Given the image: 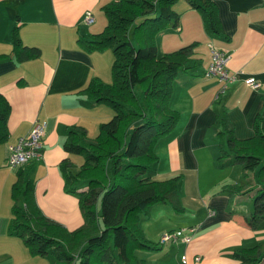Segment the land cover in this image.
<instances>
[{
    "label": "crops",
    "instance_id": "obj_1",
    "mask_svg": "<svg viewBox=\"0 0 264 264\" xmlns=\"http://www.w3.org/2000/svg\"><path fill=\"white\" fill-rule=\"evenodd\" d=\"M106 1L0 0V92L10 103L8 136L0 142V264H48L45 256L30 254L20 236L6 231L11 216L10 186L17 169L6 163L7 143L25 134L35 120L44 122L40 154L21 164L33 180L35 200L47 217L69 229L83 221L77 193L64 188L60 161L67 157L73 167L78 166L74 152L62 145L68 126L81 124L92 137L99 121L112 114L107 103L84 104L79 98H85V93L77 92L92 75L111 80L110 48L88 50L77 39L103 27L102 4ZM213 1L219 33L204 26L200 11L188 0H176L175 23L156 34L158 53L194 44L191 66L173 82L170 105L178 110L179 118L154 146L159 157L154 176L179 175L183 209L156 201L140 216L145 236L156 244L135 250L147 264H236L239 259L232 256L233 248L264 238L262 228L246 220L252 209L246 192L218 190L223 183L243 182L234 174L239 166H220L216 161L221 128L247 136L253 131L255 115H264V0ZM86 9L94 16L90 22L83 19ZM14 24L23 43L40 47L39 55L15 58ZM210 45L228 52L227 67L235 75L220 94L215 75L203 74ZM255 81L258 85L252 86ZM193 223L198 228L188 242L158 241L163 230Z\"/></svg>",
    "mask_w": 264,
    "mask_h": 264
},
{
    "label": "trees",
    "instance_id": "obj_2",
    "mask_svg": "<svg viewBox=\"0 0 264 264\" xmlns=\"http://www.w3.org/2000/svg\"><path fill=\"white\" fill-rule=\"evenodd\" d=\"M175 1L108 0L102 4L106 16L103 27L77 38L85 49L112 51L111 80L92 75L77 89L86 95L79 98L82 103H107L112 114L99 121L92 137L81 124L68 126L62 142L65 150L83 156L77 168L67 157L60 161L64 188L77 193L83 221L69 229L47 217L35 200L33 180L21 168L23 162L16 166L10 186L11 216L6 231L20 236L29 253L45 256L48 264H147L135 250L156 244L144 234L141 213L156 201H168L174 209H183L178 193L179 175L154 176L159 160L154 146L179 118L178 110L170 105L174 78L191 66L194 44L193 41L158 53L155 34L175 23ZM188 2L200 11L209 31H221L213 0ZM11 42L19 60L40 53L39 46L21 41L17 24L11 28ZM9 110L10 103L0 92V142L8 136ZM218 133L217 164L241 163L245 177L243 182L223 183L218 190H253L252 209L245 217L250 226L262 228L264 115H255L253 131L247 136L239 137L225 128ZM255 168L258 185H246L249 170ZM80 182L85 186L79 187ZM232 256L239 259L236 264H264V238L233 248Z\"/></svg>",
    "mask_w": 264,
    "mask_h": 264
},
{
    "label": "built area",
    "instance_id": "obj_3",
    "mask_svg": "<svg viewBox=\"0 0 264 264\" xmlns=\"http://www.w3.org/2000/svg\"><path fill=\"white\" fill-rule=\"evenodd\" d=\"M83 19L90 22L94 19L91 10L86 9L83 13ZM228 52L222 48L210 45V60L203 69L204 75H215L219 82L218 92H224L228 83L235 78L233 72L227 67ZM252 86L258 85V82H251ZM44 133V122L35 120L29 130L7 143L6 163L11 167H16L22 162L37 157L40 154L42 146V135ZM198 228V224L178 225L163 230L159 235V242L182 240L188 242L193 232ZM181 259L185 258V254L180 255ZM198 258V255H195Z\"/></svg>",
    "mask_w": 264,
    "mask_h": 264
},
{
    "label": "rangeland",
    "instance_id": "obj_4",
    "mask_svg": "<svg viewBox=\"0 0 264 264\" xmlns=\"http://www.w3.org/2000/svg\"><path fill=\"white\" fill-rule=\"evenodd\" d=\"M137 20V18L134 20V21H136ZM158 32V31H157ZM157 32H156V34H157ZM156 34H155V40H156V43H157V37H156ZM74 154H75V157H77L79 160H78V166H79V164H80V162L82 161V159H83V156H82V154L81 153H78V152H74ZM237 165H233V166H239V167H237V169H234V174H236V176H237V174L238 175H240V180L242 181V179H243V181H245V177L243 176V174H242V170H241V172H240V169H241V163H236ZM108 165H110V161L108 162ZM77 166V167H78ZM76 167V168H77ZM239 168V169H238ZM238 177V176H237ZM246 185H254V187L255 186H257L258 185V178H257V175H256V168L255 169H251V170H249V172H248V181L246 182ZM252 191L253 190H250L249 192L250 193H246V194H244V196H245V198L248 200H251L250 202H252V199H251V195L253 194L252 193ZM255 191V190H254ZM249 196H250V198H249ZM245 199V200H246ZM250 205H251V203H250ZM144 213H142L141 214V216L143 215ZM261 232L262 233H264V227H262V229H261Z\"/></svg>",
    "mask_w": 264,
    "mask_h": 264
}]
</instances>
